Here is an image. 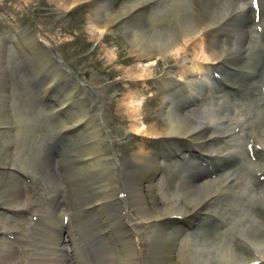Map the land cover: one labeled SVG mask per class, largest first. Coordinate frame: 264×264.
Returning <instances> with one entry per match:
<instances>
[{
    "label": "bare ground",
    "instance_id": "1",
    "mask_svg": "<svg viewBox=\"0 0 264 264\" xmlns=\"http://www.w3.org/2000/svg\"><path fill=\"white\" fill-rule=\"evenodd\" d=\"M60 2L69 9L89 6L92 9L91 30L103 37L110 33L122 34L131 45V53L139 58L155 57L156 62V56H161V59L176 56L180 62L178 79L171 75L161 81L165 88L175 87L176 90L173 93L164 90L166 126L161 131L153 125L144 126L140 121V107L144 102L139 105L129 102L130 119L134 125L128 133L139 136L142 144L128 161L121 162L114 152L104 148L108 137L104 136L94 118H88L87 109L80 107L83 102L77 99L75 90L70 91L65 86L62 91L68 100L61 103L59 109H66L78 101L77 108L82 112H75L70 119L64 118L59 123L57 131L60 137H64L63 143L71 146L73 139L79 150L76 154L74 149L71 156L60 159L80 166L82 171L87 169L89 173L76 178L71 174L73 167H69L66 170L67 207H63V201L54 198L63 192L57 183L50 188L52 207L46 212L41 210L39 214H31L32 224L28 234L24 235L14 229L8 230L16 214L30 212L16 178L21 176L18 171L32 178L36 173L31 167L33 163H30L29 170L23 160L29 154L33 156L32 152H27L28 145L23 146L27 152L24 155L17 149L25 141L17 138L21 128L14 126L25 120L16 118L12 107L18 106L17 101L22 103V114H33V122L37 120V113L32 97L20 98L23 93L27 94L24 84L19 94V86L16 79L13 80L15 72L20 74L16 68L13 69L15 57H11L15 53L11 48L16 47L25 55L27 52L21 42L9 48L5 46L4 59L0 56V264H20L13 248L15 241L31 248L38 244L39 247L32 250L29 264H190L192 258L193 264H264V186L256 183V177L252 175L248 176L250 180H243L242 176L235 174L237 165L221 162L223 155L225 159L234 150L224 149L217 142L219 136H227L228 132V136H232L231 120H239L238 116L242 114L251 115L247 127L254 130L251 129L249 138L257 150L263 152L259 159H251L250 162L247 153V166L257 175L264 174V122L260 128L256 123L262 131L257 130V118L254 110L250 109L249 95L246 99L244 96L226 98L224 93L219 94L222 87L216 92L210 89L216 70L225 69L221 76L226 73L228 77L232 72L230 84L242 89L247 83L256 84L258 78L264 76V43L261 41L264 32L259 35L253 31L261 26L264 29V0ZM259 3L261 8L258 11L255 8V11L254 5ZM259 11L261 18L257 23ZM18 36L22 38V35ZM24 41L36 67V75L48 79L60 77L65 83V73L60 71L59 74L53 67V60L46 55L41 57L42 52H37L27 37ZM208 41L212 42L211 47L207 46ZM1 44L5 45V42L0 40ZM190 49L196 54L193 59L187 56ZM8 72L12 82L6 80ZM245 76H250L249 80ZM145 77L138 81L145 80ZM228 77L221 81L227 82ZM19 80L22 81L21 77ZM201 86L206 95H217L215 109H203L208 113L204 120L196 119L199 109L192 110L186 106L189 99L185 92L194 97ZM30 122L28 127L32 126ZM30 129H27L26 137H29ZM243 132L234 136L233 141L244 143L246 131ZM162 148L167 152L164 153ZM17 154L20 159L15 160ZM241 155L242 159L246 158L245 151ZM204 159L216 162L210 178L199 168L202 166L199 161ZM171 163L191 166L185 180L169 175L170 170L175 171ZM164 171L166 174L162 176ZM208 185L213 190L203 193ZM231 187L237 188L231 190ZM246 190L253 191V195ZM130 208L138 212L151 232L147 249L149 263L142 259L143 250L133 228ZM65 219L67 222L64 223ZM193 231L197 237L192 236ZM11 236L13 239L9 238ZM36 237H40L39 240Z\"/></svg>",
    "mask_w": 264,
    "mask_h": 264
},
{
    "label": "rangeland",
    "instance_id": "2",
    "mask_svg": "<svg viewBox=\"0 0 264 264\" xmlns=\"http://www.w3.org/2000/svg\"><path fill=\"white\" fill-rule=\"evenodd\" d=\"M63 4L65 3L60 2V0H0V40L5 42V45H0V56L2 57L3 54H5V46L8 48L15 46L11 44V41H8L7 38L9 35L15 34V30L11 25L19 30H27L29 35L39 36L52 49L60 52L68 69L72 73L73 79H78L85 87V103L89 104L91 101L94 103L88 118H92L93 115L101 113L100 120L106 127V130L103 131L104 135L108 133L111 137L113 147L119 159L123 161L127 160L131 158L135 151L140 149V145L142 144V140L139 138L127 137L128 132L133 130L134 125V122L130 119L129 102L134 101L135 105H139L141 101L144 102L143 107H140V121L144 126L153 125L155 129L161 131L166 126V109H163V98L155 96L157 91L155 87L153 88L151 82H156L154 84L155 86L163 78L177 75V68H179L180 62L176 56H168L159 61L156 60V62L155 57L139 58L136 54L131 53V45L122 34H108L103 37L96 35L93 30H91L90 16L92 9L89 6L83 5L75 9H69L63 6ZM207 46L211 47L212 42L208 41ZM11 49H13L14 53L17 52L18 55L20 54L18 50L14 48ZM13 55L14 56L11 58L17 57L16 54ZM195 55L192 49H190L187 54L188 58L191 59H193ZM3 59L4 57H2V60ZM15 65L13 61V69L16 68ZM132 69L135 70L132 71ZM15 73L13 80L14 78L16 79L19 86L17 90L20 94V88L23 82L19 80L20 75H17V72ZM8 75L9 72L6 80H8V82L11 80L12 82V78L9 79ZM144 76H147L144 78L145 80L138 81ZM87 87L89 88L87 89ZM23 95L24 96L21 95L20 98H25L27 94L23 93ZM17 97H19V95ZM17 103L18 106L14 105L12 107L15 111L14 116L18 119L22 118V120H25V122L21 120L18 121L19 124H15L14 126H18L19 129L22 128L17 138L24 139L25 141L22 142L17 149L21 150V155L32 152L31 154H33V156L29 154V157L27 159L23 158V160L27 162L26 167L29 170L32 167V170H35L36 173L33 178H18V183L21 190L20 193L22 197H24L26 205L30 208L32 205V212L40 210L37 213L39 214L41 210L46 211V208L51 204L49 201L50 196L48 195L50 194L48 190L49 187H53L57 183L59 186L62 185L65 182L66 175L64 174L65 171L63 173V168L59 164V157L56 156L54 161H49L51 152L49 149L44 150V142L43 140H39V130H41L39 128L42 124L44 125L42 122L44 121V117L40 114V108L37 106L39 103L33 104V106H35L34 110L37 113V115H35L37 119L36 122H33V114H22V103L19 101H17ZM206 113L207 112H197L198 115H195L196 119L204 120L203 118H205V116L207 118L208 116V113ZM197 116L199 117L197 118ZM27 118L30 119L26 121ZM29 122L33 126L28 127L27 125ZM263 122L264 119H259V121L256 122L259 128L262 127L261 125ZM39 123L41 125H39ZM257 124L255 125L256 127ZM34 126L37 128L36 130H32ZM258 127L257 130L259 129ZM7 128L8 126L5 127V129ZM28 128H31L32 131L30 132L31 134L28 133L29 137H26L25 129ZM259 130L262 131V129ZM37 142H39V144ZM25 144L28 145L27 152L23 148ZM104 148H108V146L105 145ZM74 149L77 154L79 150L76 144L73 146V141L71 146H66L65 144L63 151L64 156H71L70 153ZM38 151L40 153H38ZM17 159H20L19 154H17L15 160ZM30 163H33V166L31 165L30 167ZM247 169L241 175L243 180H249L251 178L248 177L252 175L250 174L251 169ZM112 170L114 169L112 168ZM87 173H89V170L84 169V171H82L80 166L71 168V174L72 176H76V178ZM26 175L29 176L28 174ZM45 179L47 181L49 180V183H47ZM204 189L203 193H209L213 190V187L208 185ZM245 192H249L253 195V191L246 190ZM229 194L228 192L227 197ZM130 210L132 211L134 209L130 208ZM131 213L134 219L133 228L137 231L139 236V247L143 250L142 259L145 263H149L147 249L151 232L147 229L148 227L144 222L141 221L137 211ZM30 218L28 214L16 215L14 219L10 221V228L8 230L14 229L17 233L22 232L21 234H27L31 224ZM19 236L20 235L17 237L20 238ZM36 238L39 240L40 237ZM36 246L39 247L38 244L33 248H27L16 243L13 244V248L16 250L15 253L17 254L16 257L19 259L20 264L30 263L29 259L31 258L32 252L36 250Z\"/></svg>",
    "mask_w": 264,
    "mask_h": 264
},
{
    "label": "water",
    "instance_id": "3",
    "mask_svg": "<svg viewBox=\"0 0 264 264\" xmlns=\"http://www.w3.org/2000/svg\"><path fill=\"white\" fill-rule=\"evenodd\" d=\"M261 41H263V43H264V37L262 38ZM37 47H38L37 52H42L43 55L49 56L53 60V64H54L53 67L58 72L61 71V72L65 73L66 76L70 75L69 70L67 68H65L66 63L62 59L61 54L59 52L52 50L49 46H47L43 42H40L37 45ZM31 59L32 58L30 57L27 60V62L30 64L29 65L30 67L28 66L29 70L28 69L27 70H28V74L30 77L31 84L33 85V86L31 85V87L36 91L35 94H37L39 96V98H36L35 100L32 98V103L36 104V101H39L40 97L43 95L41 97V101H40V106H41L40 111L44 117L43 123L45 124V128H44V126L40 127L41 130H39V134H40L39 139L43 140V142H44V144H43L44 150L49 149L50 152H52L54 155H57L58 157L59 156L62 157V154L64 155V153H63L64 146L63 145L65 144V143H63V141L65 139H64V137H60L59 131H57V130L59 129L60 121H62L64 118L68 119V117H69L68 115H70L73 112V110L75 109L73 106L78 104V101L76 100L77 102L74 103V105L72 107H70V109H68V111L56 112V114L58 113L56 116L52 115V113L55 114V112H53V111H56L55 108L59 106L60 102L68 100V96L64 95V93L62 91V90H65V87H62L60 85H55V84H57L56 81L58 83H60V80H56V81L54 80V82H53V79L50 80L48 78H44V77L41 78V77L35 75V72H37V70H36V67L32 66ZM16 69L18 72L20 71V67H17V65H16ZM238 75L240 76V71H238ZM21 77H22V73H21ZM249 77L246 78V76H245L246 80L247 79L249 80ZM258 81L256 84H254L252 82L250 84L247 83L246 87L244 86L243 89L241 88L242 91H241L239 96H244V99H246L248 97V95L250 96L248 98L249 104L251 106L250 109L252 108L254 110V113H255L257 119H261L264 117V85H263L264 76L262 77V75H261L260 78H258ZM23 82H24V79H23ZM51 82H53V84L51 87V91L49 92L50 94H48V93L45 94L44 89H46L45 87H47L49 84H51ZM23 88L26 89L25 85L23 86ZM246 91H247V93H246ZM26 93L28 94L27 90H26ZM51 94L59 95L58 97H60L59 98L60 102L57 101V99H58L57 97H54ZM81 95L82 94H79V96H81ZM79 96L77 95L78 100L80 99ZM51 115L53 116V118L51 117ZM97 116L99 117L100 115H97ZM254 119L255 118H253V120ZM98 124H100V123H98ZM43 134H45L44 137H42ZM106 137H108L107 144L109 146H111L112 143L109 139V136H106ZM247 148L249 149V152H248V149H246L249 157L251 156L253 159H259L261 157L260 156L261 153L257 151V148H255L254 145H250L249 147L247 146ZM109 150H111L112 152H114V154H116L112 147H110ZM241 154H242V152H240V154H238L237 157L236 156L229 157V159H228V165H230V164L237 165V168L235 170V174H239V176H241L245 172V170L247 169V164L245 163L246 161H245V159L241 158L242 157ZM128 160H124V161L121 160V162H126ZM71 166L75 167L77 165H74L72 162H71V164L70 163L67 164L64 162V164L62 165V167H68V168ZM165 174H166V172L164 171L162 176H165ZM255 182L257 183L258 180L256 179ZM80 188L81 187H79V189ZM196 235H198V234L195 231H193L192 236L197 237ZM192 259L194 260V258H192ZM193 260L191 261L190 264L194 263ZM223 263H225V262H223Z\"/></svg>",
    "mask_w": 264,
    "mask_h": 264
}]
</instances>
